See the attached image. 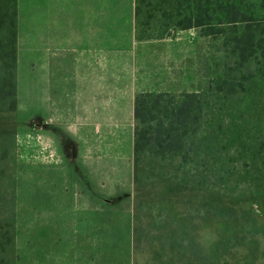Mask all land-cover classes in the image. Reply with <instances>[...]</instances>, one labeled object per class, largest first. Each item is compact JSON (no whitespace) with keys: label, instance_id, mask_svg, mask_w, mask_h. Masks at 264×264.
<instances>
[{"label":"crops","instance_id":"0c3cea01","mask_svg":"<svg viewBox=\"0 0 264 264\" xmlns=\"http://www.w3.org/2000/svg\"><path fill=\"white\" fill-rule=\"evenodd\" d=\"M138 3L14 1L15 69L27 37L29 125L34 127L31 173L27 181H16V264L24 246L28 264H105L111 257L113 264H230L244 253L223 218L210 219L198 234L193 221L180 222L164 203L138 205L136 100L150 90L141 72L150 64L159 70L156 50L166 39L163 30L155 37L140 35L147 28L139 20ZM4 24L1 17L0 28ZM172 27L167 37L174 42L181 30ZM110 221L124 227L123 241L102 243V228ZM210 223L220 225L219 240L202 234ZM110 247L118 248L113 256L103 250Z\"/></svg>","mask_w":264,"mask_h":264},{"label":"rangeland","instance_id":"374dc122","mask_svg":"<svg viewBox=\"0 0 264 264\" xmlns=\"http://www.w3.org/2000/svg\"><path fill=\"white\" fill-rule=\"evenodd\" d=\"M138 1L139 20L147 28V30L141 31L140 35L155 37L160 35V30H163L164 36L166 37L164 46H159L156 50L158 52L159 63L162 62V64H159V70H153L152 68L155 65L150 64L148 71L144 70L141 72L142 81L148 84L150 90L143 91L138 95V111L140 114V122L138 123L141 133H144L143 143L146 144L145 147L140 149V155L141 157L142 155L143 157H147L144 162L145 173L152 174V161L157 162V157L154 153L157 144L155 142L156 137H154V132L156 129L159 131L163 126H166V118L175 110L174 104H176L181 94L185 91H193L207 79L206 73L209 70V62L205 61L204 57L208 53L209 46L212 44V36L204 34L205 29H208L207 27L201 30L195 27H192L190 30L182 27L188 21L186 16H190L193 12L192 0ZM245 1L249 7L252 4V8H250L258 17H264V6H261V4H264V0ZM23 10H27V6ZM0 11H2V8H0ZM11 11V8H9V13ZM179 12H181V15H178ZM2 18L5 20V24L2 25L0 31L4 29V32L9 34L11 32V24L6 22V16L3 15ZM176 22L177 24H175ZM172 26H178L181 30L179 33L180 39L177 38L174 42L167 37L172 34L170 31L173 28ZM224 27L227 28V25ZM190 32H193L191 33L192 35ZM10 48L11 42L5 43L4 48L0 47V50L2 49L4 51V54L0 53V60L3 61L4 56L6 58V53L8 58L3 64L0 61V112L15 116L17 120V131L14 136L12 156L8 149L6 150L8 137L0 134V178L7 179L9 176H12L10 173L12 172L16 182L18 179L27 181L31 173V167L29 165V132L34 127L29 125L31 112L28 84L29 64L27 37L25 38L24 49H20V58L16 69L15 64L8 57L10 55ZM203 74L204 77H202ZM12 82L15 83V110L9 112L4 109L9 106L10 100L12 99ZM153 86L155 87L154 89H152ZM248 88V85L244 84L241 90L245 91ZM240 94L241 97L234 100L227 98L230 100L228 102L225 98L226 103L222 107L220 119L226 125L222 133V146L226 164L229 166L228 172L230 173L227 174L233 175L232 180L228 179L227 176L224 178L235 189V194L240 196L239 198L245 199L246 202L242 200L245 208L244 210H240L243 213L241 212L235 217L222 219V221L228 223L230 237L240 242L239 249L241 252H244L238 256L240 259L235 257L236 262L230 261V264H264V114H259L258 116V113L255 112L257 105H255L254 94L251 92H242ZM192 104L193 102L190 103V105ZM248 122L252 126L251 129H246V123ZM201 124L199 129L205 128L206 126L208 128L209 121H201ZM258 124L261 125L263 134L257 131L259 128ZM175 133H185V139L180 134L179 143L175 141L169 144L179 151V157L174 159L175 163L180 166L178 176L183 177L187 175L191 177L194 175L195 160H200L203 156L195 157L200 144L199 142L202 140V135H197L200 131L197 129V124H195L194 119L193 124H187L181 127L179 132H172V134ZM159 141L162 142L161 137ZM162 143L163 146L168 145L167 142ZM203 144L205 147L211 149L209 136L206 139L203 137ZM254 146H257L259 151L251 156V149ZM160 151H163V148ZM255 155L257 157L262 155L260 159L263 158V161L260 160L259 163H256L257 159H255ZM169 159L168 153H165L160 158L159 175L175 174L173 170L169 171L167 167L165 168ZM211 160L207 155L209 176L212 173ZM40 173L45 174V169H42ZM21 185L23 186L22 191L26 192L28 183L24 182ZM253 196L259 197L258 203L253 200ZM27 198L28 196L22 198L25 202L24 208L28 206ZM242 215L248 216V218L245 219ZM212 220L215 221L214 218ZM113 224L110 221V227L107 226V229L102 228V243H114L117 240H124V227L117 226L115 222ZM246 224L255 225L247 226ZM245 228L249 230H245ZM207 229L208 231L205 232V229L202 228V234L209 235L211 241H216L221 238L222 231L219 224L210 223L207 225ZM23 233L22 235L27 238V229ZM103 250H110L111 256H113V252L118 250V248L110 247L103 248ZM27 252V246L21 248V262L18 264H28L27 260L23 259V257L27 256ZM103 254L104 252L102 251V256ZM105 261V264H113L114 262L112 257L109 259L105 258Z\"/></svg>","mask_w":264,"mask_h":264},{"label":"trees","instance_id":"16d2710c","mask_svg":"<svg viewBox=\"0 0 264 264\" xmlns=\"http://www.w3.org/2000/svg\"><path fill=\"white\" fill-rule=\"evenodd\" d=\"M15 0H0V20L4 15L6 22L11 24V32L4 35V44L11 42L10 55L15 64ZM12 3V5L10 4ZM193 12L186 16L188 21L183 28L195 27L205 29L204 34L212 36V44L209 46L205 61L209 62L207 79L198 85L193 91H185L174 104L175 110L166 118V126L161 130H155L156 137L154 153L157 162L152 161V174L145 173V160L141 157V148L144 133L139 127L138 98L136 100L133 161H134V184L135 196L138 205H151L172 208L175 216L180 218V222H188V219L196 224L198 234L200 228L209 219L220 221L221 218H231L240 214L245 206L242 200L236 195L234 188L226 181L225 176L232 180L233 175L227 174L229 166L226 164L222 146V133L225 124L222 123L220 115L222 107L227 98L236 99L241 97L242 92H251L255 96V112L264 114V17H258L247 5L245 0H192ZM263 7L264 4H261ZM9 8L11 12L9 13ZM178 15H181L179 12ZM9 16V18H8ZM180 23V21H178ZM188 22V23H187ZM177 24V22L175 23ZM227 25V28L224 27ZM231 28V29H230ZM239 32V34H237ZM241 33V34H240ZM4 56V55H3ZM8 60L7 53L4 61ZM210 72V73H209ZM14 76V75H13ZM204 77V74L203 76ZM244 84L248 89L242 91ZM12 99L4 110L12 112L15 110V83L12 82ZM190 105V103H192ZM192 109V110H191ZM142 117V115H141ZM211 118V122H210ZM197 124V129L202 135L197 154L200 160L194 162V175L178 176L180 166L174 159L179 157V151L172 145V142L179 143L181 127L187 124ZM209 121L207 126L199 129L201 121ZM143 121V120H141ZM17 120L14 115L0 112V134L8 137L6 150L13 155L14 136L16 134ZM256 126V125H255ZM252 126L246 123V129ZM257 131L263 134L261 125L258 124ZM186 130V129H184ZM208 131V134H207ZM204 135H203V134ZM147 134V132H146ZM194 134V133H193ZM148 136L149 133L147 134ZM152 135V133H151ZM209 136L211 149L203 144V137ZM167 142L163 146L159 141ZM185 139V133L182 134ZM180 147V146H179ZM163 148V151H160ZM251 152L253 156L259 148L254 146ZM261 151V150H260ZM165 153L169 154V162L165 166L175 174L159 175V161ZM253 154V155H252ZM207 155L212 159L209 176L207 166ZM262 156V155H261ZM255 155L256 163L263 161V158ZM151 162V161H150ZM259 167V166H258ZM12 176L0 178V264H16L17 254L15 250L16 215H15V178ZM257 203L259 197H254ZM169 204V206H167ZM148 205V206H149ZM243 205V207H242ZM242 209V210H240ZM243 213V212H242ZM179 216V217H178ZM245 219L248 216H243ZM250 221V220H248Z\"/></svg>","mask_w":264,"mask_h":264}]
</instances>
